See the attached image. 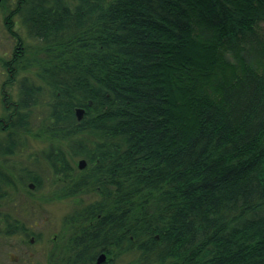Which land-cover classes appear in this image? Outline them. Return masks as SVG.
Listing matches in <instances>:
<instances>
[{
	"label": "trees",
	"instance_id": "16d2710c",
	"mask_svg": "<svg viewBox=\"0 0 264 264\" xmlns=\"http://www.w3.org/2000/svg\"><path fill=\"white\" fill-rule=\"evenodd\" d=\"M5 20L8 236L49 172L48 201L76 202L46 264H264V0H17Z\"/></svg>",
	"mask_w": 264,
	"mask_h": 264
},
{
	"label": "rangeland",
	"instance_id": "374dc122",
	"mask_svg": "<svg viewBox=\"0 0 264 264\" xmlns=\"http://www.w3.org/2000/svg\"><path fill=\"white\" fill-rule=\"evenodd\" d=\"M16 2L17 0H0V116H2L5 112L2 86L8 75L3 61L5 58H9L12 55L15 46V40L7 30V26L10 24V21L5 20V15L9 13L13 7H15ZM13 21L16 26L15 28L20 32L23 39L27 43H33V41L28 37L27 30L22 24L21 19L19 17H15ZM30 143V150L26 153L24 152L21 157H25L30 152H40L45 146L44 143L35 139H32ZM43 175L44 188L42 190L34 189L32 190V194H27L29 198L32 199L34 204L30 207V212H24L23 215L27 220V225L31 229V236L36 238L34 245L26 244L27 255L30 258L37 257L38 262L46 264L47 258L45 256V252L48 248H50L51 238L55 233L61 230L63 217L70 210H72L76 200L72 198H53L48 201L46 197L50 195L52 190V176L49 172H45ZM21 192L26 194L25 191ZM22 247H24V244H22L20 236L0 237V264H25L24 260H18L20 256L18 251H15L16 248L21 249ZM127 259L125 258L124 260H119L118 264H123V261H126Z\"/></svg>",
	"mask_w": 264,
	"mask_h": 264
},
{
	"label": "flooded vegetation",
	"instance_id": "af4514ba",
	"mask_svg": "<svg viewBox=\"0 0 264 264\" xmlns=\"http://www.w3.org/2000/svg\"><path fill=\"white\" fill-rule=\"evenodd\" d=\"M29 187L31 189H35L34 183H32V182L29 183ZM31 204H34V203L31 202ZM22 220H23L24 224L26 223V225H27V221H25L26 218L24 217V215H23ZM7 223L8 222H7L6 218L4 216H2V217L0 216V237H2V236L3 237H16V236H20L21 242H22V244H24V247H22L21 249H18V248L15 249V251H18L19 256H20L18 260H21V259L24 260L25 264H41L40 262H38L37 257H31L30 258L29 256H26L28 254L27 253V250H26L27 249L26 248V244L27 245H30V244H33L34 245L36 238L34 236H31V235L29 237L22 236L21 234H16V235H13V236H8L5 233L7 230H10V226ZM27 241H29V242H27Z\"/></svg>",
	"mask_w": 264,
	"mask_h": 264
},
{
	"label": "water",
	"instance_id": "95a60500",
	"mask_svg": "<svg viewBox=\"0 0 264 264\" xmlns=\"http://www.w3.org/2000/svg\"><path fill=\"white\" fill-rule=\"evenodd\" d=\"M85 110L83 108H78L76 110V115L78 120H81L84 117ZM86 160L82 159L79 162V167L84 168L86 166ZM106 261V254H101L100 257L98 258V264H101Z\"/></svg>",
	"mask_w": 264,
	"mask_h": 264
}]
</instances>
